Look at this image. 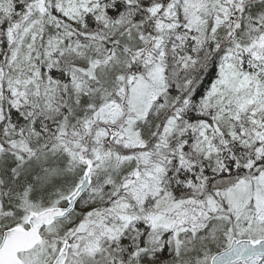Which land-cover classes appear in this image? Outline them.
<instances>
[{
  "label": "snow or ice",
  "instance_id": "snow-or-ice-1",
  "mask_svg": "<svg viewBox=\"0 0 264 264\" xmlns=\"http://www.w3.org/2000/svg\"><path fill=\"white\" fill-rule=\"evenodd\" d=\"M0 264H264V0H0Z\"/></svg>",
  "mask_w": 264,
  "mask_h": 264
}]
</instances>
